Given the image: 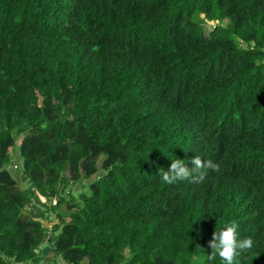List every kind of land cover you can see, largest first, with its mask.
<instances>
[{"label": "trees", "instance_id": "obj_1", "mask_svg": "<svg viewBox=\"0 0 264 264\" xmlns=\"http://www.w3.org/2000/svg\"><path fill=\"white\" fill-rule=\"evenodd\" d=\"M233 220L264 264V0H0V264H206Z\"/></svg>", "mask_w": 264, "mask_h": 264}, {"label": "clouds", "instance_id": "obj_2", "mask_svg": "<svg viewBox=\"0 0 264 264\" xmlns=\"http://www.w3.org/2000/svg\"><path fill=\"white\" fill-rule=\"evenodd\" d=\"M188 167L182 160H172L168 170H159V179L164 184H172L177 181H191L193 183L202 180L207 169L219 171L217 164L211 160H202L196 156ZM238 223L233 220L225 224L213 233L209 241L211 253L207 254L206 264H213L219 258V264H239L237 257L250 252L253 248V240L250 237H241Z\"/></svg>", "mask_w": 264, "mask_h": 264}, {"label": "rangeland", "instance_id": "obj_3", "mask_svg": "<svg viewBox=\"0 0 264 264\" xmlns=\"http://www.w3.org/2000/svg\"><path fill=\"white\" fill-rule=\"evenodd\" d=\"M214 24V22L210 21L208 23H206L205 25V29H206V33L208 34L210 32V30L212 29V25ZM20 160L21 161V158H20V154H19V149H18V153H17V160ZM15 171V170H14ZM25 185V184H24ZM81 183L77 184L76 185V189H79L81 186ZM88 190H85V192H87ZM78 193V192H76ZM65 210V209H64ZM49 225L51 224V222H47ZM49 248V249H48ZM47 252H51L52 253V250L50 249V247H46L45 249Z\"/></svg>", "mask_w": 264, "mask_h": 264}]
</instances>
